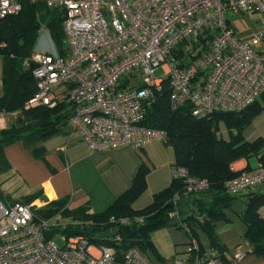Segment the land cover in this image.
Returning a JSON list of instances; mask_svg holds the SVG:
<instances>
[{
  "label": "built area",
  "instance_id": "obj_1",
  "mask_svg": "<svg viewBox=\"0 0 264 264\" xmlns=\"http://www.w3.org/2000/svg\"><path fill=\"white\" fill-rule=\"evenodd\" d=\"M42 1L63 12L66 47L60 54L52 42L45 43L23 60L25 66L34 64L35 79V91L24 108L64 107L70 113L71 133L78 134L89 150L139 149L152 139L164 143V131L140 125L164 79L170 109L190 104L197 118L239 112L264 93V50L255 48L264 42V23L251 42H245L235 36L227 18L230 13H264V0ZM20 7L19 0H0V19L16 14ZM205 38L198 67L189 54L197 45L202 47ZM180 46L188 57L183 63L175 55ZM156 69L161 71L157 76ZM1 123L0 119V128ZM169 173L181 188L170 198L168 217L187 233V244L164 264H229L216 250H202L190 227L180 221L182 200L206 191L208 181L175 163ZM260 184L264 164L259 161L224 187L235 196ZM39 208L36 202L0 201V264H153L136 246L128 247L117 260L110 245L91 242L83 234L67 236L63 232L67 227L83 230L89 222L64 216L62 210L44 218L36 214ZM196 219L202 221L203 216ZM130 222L129 217L114 215L106 220L108 230ZM56 234L63 239L62 246L53 241ZM244 254L236 252L231 262Z\"/></svg>",
  "mask_w": 264,
  "mask_h": 264
},
{
  "label": "trees",
  "instance_id": "obj_2",
  "mask_svg": "<svg viewBox=\"0 0 264 264\" xmlns=\"http://www.w3.org/2000/svg\"><path fill=\"white\" fill-rule=\"evenodd\" d=\"M19 1L21 7L16 14L0 19V110L18 112L20 119L22 118L16 125L0 130V168L5 165L3 149L6 145L20 140L28 149L37 152L41 150L39 143L65 133L70 115L62 106L54 109L45 106L24 108L25 102L35 91V79L32 75L34 64L31 62L25 66L23 60L33 51L41 26L46 29L58 52L64 53L63 12L55 7H48L42 0ZM205 41L206 38L201 39V49L206 48ZM199 54L200 51L196 55L189 54L190 61ZM175 55L181 63L188 59L183 55L182 46ZM123 85L124 82L120 86ZM191 107L190 104H185L175 110L170 109L168 79H164L161 91L156 94L140 125L164 131V143L172 147L175 164L185 167L191 176L208 181V189L196 196L205 194L209 200L197 199V214L192 213L185 220L199 223L210 241V248L220 252L222 246L213 233L214 224L230 221L226 211L232 209L235 200V196L225 191L224 184L242 171L232 170L231 164L242 158L259 155V151L264 148L262 139L248 143L242 137L246 126L264 110V93L239 112H214L204 118H197L192 116ZM219 122H223L229 131L228 141L218 134ZM259 161L264 164V155L259 157ZM144 175L145 169H140L131 188L101 213L92 214L85 208L69 210L63 201H50L45 207L37 209L36 214L50 218L62 210L64 216L87 220L89 224L83 230L69 226L63 232L67 236L83 234L91 242L112 246L117 260L131 246L138 247L145 254L149 245V233L173 224L168 217L172 208L170 198L181 188V182L174 180L169 188L157 193L149 205L133 210L130 204L145 187ZM39 195L33 194L21 202L30 203ZM262 203L264 195H253L238 217L245 229L243 237L249 245V252L264 256V219L258 213ZM111 215L129 217L131 222L125 226L110 227L116 232L109 238L90 236L91 233L108 230L106 220ZM199 215L203 216L202 221H197L196 217ZM138 216L142 217V221L135 220ZM180 221L183 219L180 218ZM46 236L50 237L51 233L47 232ZM115 236L119 237V241L113 240Z\"/></svg>",
  "mask_w": 264,
  "mask_h": 264
},
{
  "label": "crops",
  "instance_id": "obj_3",
  "mask_svg": "<svg viewBox=\"0 0 264 264\" xmlns=\"http://www.w3.org/2000/svg\"><path fill=\"white\" fill-rule=\"evenodd\" d=\"M228 21L234 29L229 18ZM234 31L238 39L251 42V38L242 37L235 29ZM255 48L264 50V42L255 45ZM218 134L228 141L230 134L223 122L218 123ZM242 137L248 143L258 139L264 141V110L246 126ZM38 147L41 150L33 152L20 140L4 147L5 165L0 168V201L3 204L21 202L24 198L39 193V197L32 202H36L41 208L50 201H63L69 210L85 208L89 213L98 214L127 192L137 172L145 169V187L130 204L133 210H140L174 181L169 173V167L175 163L174 151L171 146L159 140L152 139L139 149L126 146L92 151L67 126L65 133L44 140ZM259 152V155L236 160L231 164V169L238 171L254 168L259 157L264 155V148ZM253 195H264V184L235 195L240 198L242 206L236 210L233 202L232 209L226 211L230 221L214 224L213 233L222 246L220 252L216 251L223 260L231 261L233 254L245 251L243 257L229 264H264V256L249 252V245L243 237L245 229L238 217ZM200 198L209 200L205 194L190 196L180 203L179 213L182 223L190 227L199 247L206 251L211 249L206 233L199 223L185 220L188 215L197 214V199ZM258 213L264 219V203L259 205ZM148 240L146 257L153 264H164L172 256L185 250L187 233L173 221L170 226L150 232Z\"/></svg>",
  "mask_w": 264,
  "mask_h": 264
},
{
  "label": "rangeland",
  "instance_id": "obj_4",
  "mask_svg": "<svg viewBox=\"0 0 264 264\" xmlns=\"http://www.w3.org/2000/svg\"><path fill=\"white\" fill-rule=\"evenodd\" d=\"M227 16L230 19L237 34L245 38H251V40H252V35L256 30V28L262 24V23L260 24V22L264 21V13H247L243 15H233L230 13ZM51 42L52 40L49 34L47 33L46 29L44 28V26H41L33 50L35 48L43 47L45 43H49V45L51 46ZM63 43H64L63 48L65 49L66 44L65 42ZM199 51L201 53V47L197 45L196 49L193 51V54L196 55ZM192 60L197 64L198 67H202L200 54L199 56H197L195 59ZM160 72H161L160 69H156L155 75L156 76L159 75ZM0 76H1V59H0ZM0 93H1V83H0ZM0 119L2 120L0 130H2L11 125H16L22 118L20 119V115L18 112H3L2 110H0ZM251 160L252 162H254V159ZM236 197H235L236 202L234 200L235 203L234 208L237 210L239 206H242V203L239 201L240 198L238 197L236 198ZM63 217L64 216L62 215V218ZM53 241L58 246H62L64 244L63 239L58 234H56L53 237Z\"/></svg>",
  "mask_w": 264,
  "mask_h": 264
},
{
  "label": "water",
  "instance_id": "obj_5",
  "mask_svg": "<svg viewBox=\"0 0 264 264\" xmlns=\"http://www.w3.org/2000/svg\"><path fill=\"white\" fill-rule=\"evenodd\" d=\"M116 230L114 228H111L109 230H105L103 232H98V233H91L90 236L102 239V238H108L111 235L115 234Z\"/></svg>",
  "mask_w": 264,
  "mask_h": 264
}]
</instances>
